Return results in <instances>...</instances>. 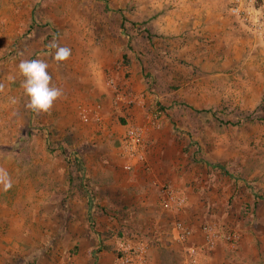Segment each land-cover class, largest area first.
I'll return each mask as SVG.
<instances>
[{"label":"rangeland","instance_id":"obj_1","mask_svg":"<svg viewBox=\"0 0 264 264\" xmlns=\"http://www.w3.org/2000/svg\"><path fill=\"white\" fill-rule=\"evenodd\" d=\"M54 38L72 51L60 67ZM32 59L63 90L48 113L25 106L17 66ZM0 84V156L17 163L6 165L18 175L10 192L27 180L81 204L16 264H122L123 242L146 246L149 264H187L190 247L204 264H264V42L229 0H0ZM117 93L123 111L111 106ZM82 106L101 120L84 121ZM128 124L146 138L132 170ZM168 185L187 196L178 212L161 203ZM72 222L71 239L60 236ZM177 223L190 231L185 242Z\"/></svg>","mask_w":264,"mask_h":264},{"label":"crops","instance_id":"obj_2","mask_svg":"<svg viewBox=\"0 0 264 264\" xmlns=\"http://www.w3.org/2000/svg\"><path fill=\"white\" fill-rule=\"evenodd\" d=\"M111 106L113 109H122L121 105L116 106L112 102ZM15 161L14 158L0 156V167L5 166L4 168L8 170L6 165L17 164ZM17 176V174L12 176V183ZM21 184L23 185L15 192L16 194L11 193L10 190L0 189V264H16L18 261L26 259L30 251L29 246L33 243L43 246L46 241L44 239L45 226L48 224L55 226L56 233L59 235L64 228L61 215L68 212L74 213L81 205L77 206L76 201L73 200L67 201V203L63 202L65 199L55 197L57 195L55 191L48 194L40 187L29 188L27 180L22 181ZM89 205L91 208V202ZM49 213L51 215H48ZM74 225V222L70 223L67 228L68 232H63V235L60 236L65 235L71 239L75 229ZM33 238L36 240L33 241ZM85 251H87L86 248L84 253ZM86 257V254L83 255L84 263L88 261Z\"/></svg>","mask_w":264,"mask_h":264},{"label":"built area","instance_id":"obj_3","mask_svg":"<svg viewBox=\"0 0 264 264\" xmlns=\"http://www.w3.org/2000/svg\"><path fill=\"white\" fill-rule=\"evenodd\" d=\"M229 12L241 24H243L254 36L255 39L264 42V0H229ZM112 88L117 89L113 81H110ZM132 101V100H128ZM126 102L124 94L117 93L114 98V105L120 106ZM81 118L89 122L94 117L101 120L99 108L92 109L88 106L80 108ZM125 155L128 162L125 164V169L132 170L138 163L146 159V138L144 129L136 124H128L126 127L125 136L122 140ZM161 203L166 210H173L178 212L187 203V196L175 189L173 186L168 185L162 189ZM190 231L181 223L175 226V237L177 241L185 242L187 234ZM207 236V245L210 248H215L218 243V235L212 228L205 227ZM227 240L235 243L238 241L239 235L234 232L229 234ZM122 247V264H149L147 258V248L144 245L138 246L128 245L121 243ZM203 253L195 247H190L189 254L186 260L187 264H204Z\"/></svg>","mask_w":264,"mask_h":264},{"label":"clouds","instance_id":"obj_4","mask_svg":"<svg viewBox=\"0 0 264 264\" xmlns=\"http://www.w3.org/2000/svg\"><path fill=\"white\" fill-rule=\"evenodd\" d=\"M47 47L54 50L52 60L56 67L66 63L72 55L71 49L61 46L55 38ZM49 67L50 65L41 59L21 60L17 66L18 74L23 78L21 86L26 97L25 106L37 114L50 112L54 103L63 96V90L52 83L53 77L48 71ZM3 87L0 84V91H3ZM11 187L8 170L0 167V189L7 191Z\"/></svg>","mask_w":264,"mask_h":264},{"label":"trees","instance_id":"obj_5","mask_svg":"<svg viewBox=\"0 0 264 264\" xmlns=\"http://www.w3.org/2000/svg\"><path fill=\"white\" fill-rule=\"evenodd\" d=\"M78 164H81V162L80 161H78L77 162ZM88 195L90 196V201H91V205H93V203H94V200H93V194L91 193V192H88ZM167 252H168V250H167ZM165 257V256H164ZM163 257V259H162V264H170L165 258ZM174 261V260H173ZM173 261L171 262L172 264H173Z\"/></svg>","mask_w":264,"mask_h":264}]
</instances>
